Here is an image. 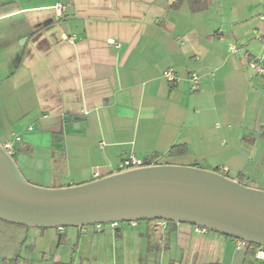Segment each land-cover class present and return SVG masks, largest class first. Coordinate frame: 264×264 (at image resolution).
I'll return each mask as SVG.
<instances>
[{"label":"crops","instance_id":"1","mask_svg":"<svg viewBox=\"0 0 264 264\" xmlns=\"http://www.w3.org/2000/svg\"><path fill=\"white\" fill-rule=\"evenodd\" d=\"M57 4L66 6L63 16ZM263 7L264 0H0V143L14 142L23 175L43 188L90 183L133 156L198 166L264 191V77L250 67L264 62ZM73 35L76 45L67 41ZM170 69L174 84L163 78ZM191 72L201 76L198 92ZM177 146L186 153L171 156ZM0 263L264 261L235 239L187 224L171 226L163 247L153 223L97 232L0 222Z\"/></svg>","mask_w":264,"mask_h":264},{"label":"water","instance_id":"2","mask_svg":"<svg viewBox=\"0 0 264 264\" xmlns=\"http://www.w3.org/2000/svg\"><path fill=\"white\" fill-rule=\"evenodd\" d=\"M0 219L35 229L168 221L264 248V191L198 166L153 163L87 184L30 183L0 143Z\"/></svg>","mask_w":264,"mask_h":264},{"label":"built area","instance_id":"3","mask_svg":"<svg viewBox=\"0 0 264 264\" xmlns=\"http://www.w3.org/2000/svg\"><path fill=\"white\" fill-rule=\"evenodd\" d=\"M54 9L58 16H63V13L66 10V6H64L63 4H57L54 7ZM261 22L264 26V7H263L262 15H261ZM258 37L260 38L261 41H264V32L263 34H259ZM67 41L70 45H76L77 37L73 35L69 37ZM110 43L117 45L115 41H110ZM239 51L240 50L237 47L230 48L231 53H238ZM250 67L252 71L255 72L257 75L264 77V62L262 60L260 59L252 60L250 63ZM163 78L169 84H174L179 80L176 72L172 69L165 71L163 73ZM189 82L191 85L192 92H198L200 90L202 81H201V76L197 72H191L189 74ZM30 130H32V128H30ZM16 140H18V138ZM3 147L10 155L14 153L15 149H14L13 141H9L8 143L4 144ZM144 162L145 161L137 159L133 156L125 158L122 160V162L119 165V172L126 171V170L133 169V168L142 167L144 165ZM226 170L228 171V169ZM94 177L95 178L101 177V174L98 170H96V172L94 173ZM152 223H153V232L160 237V243L163 245V247H165L167 235L169 232L168 222L167 221H155ZM120 224L121 223L114 222V223L105 224V225L99 224V225H95L94 227L96 228L97 232H101L105 227L116 229L120 226ZM61 230H64V229H61ZM196 230L200 233H207L209 231L202 227H196ZM237 241H238V249L246 250L250 248V245L247 242L242 241V240H237ZM256 258L259 261H264V248L256 250Z\"/></svg>","mask_w":264,"mask_h":264},{"label":"trees","instance_id":"4","mask_svg":"<svg viewBox=\"0 0 264 264\" xmlns=\"http://www.w3.org/2000/svg\"><path fill=\"white\" fill-rule=\"evenodd\" d=\"M263 133V137H264V129L262 131ZM187 151L186 147L184 146H177V147H174L171 151H170V154L171 156H176V155H182V154H185ZM153 164V161L152 160H148V161H145L144 162V165L143 166H149ZM0 222L6 224V225H10V226H13V227H17V228H20V229H32L30 227H27V226H23V225H18V224H14V223H10V222H7V221H4L2 219H0ZM168 222V221H167ZM136 223H139V222H136ZM146 223H152V222H146ZM168 225H169V228H171V226H174V225H177L175 222H168ZM193 226V225H191ZM193 227H196V226H193ZM67 229V228H65ZM43 230H46V229H43ZM221 235V234H220ZM224 236V235H223ZM230 238V237H229ZM232 239V238H231ZM250 248L254 249L255 251L258 250V249H261L262 247H259V246H254V245H250ZM15 264V263H13Z\"/></svg>","mask_w":264,"mask_h":264},{"label":"rangeland","instance_id":"5","mask_svg":"<svg viewBox=\"0 0 264 264\" xmlns=\"http://www.w3.org/2000/svg\"><path fill=\"white\" fill-rule=\"evenodd\" d=\"M160 162H164V161L162 160V161H160ZM143 223H146V222H139V224H143ZM128 224H129V223H121L120 225H128ZM65 249H66V248H64V249L62 248V252H66ZM0 264H1V263H0Z\"/></svg>","mask_w":264,"mask_h":264}]
</instances>
